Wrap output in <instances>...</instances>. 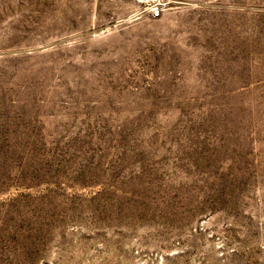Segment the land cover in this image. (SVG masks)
Listing matches in <instances>:
<instances>
[{
    "label": "rangeland",
    "instance_id": "1",
    "mask_svg": "<svg viewBox=\"0 0 264 264\" xmlns=\"http://www.w3.org/2000/svg\"><path fill=\"white\" fill-rule=\"evenodd\" d=\"M0 264H264V0H0Z\"/></svg>",
    "mask_w": 264,
    "mask_h": 264
}]
</instances>
